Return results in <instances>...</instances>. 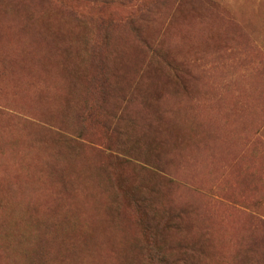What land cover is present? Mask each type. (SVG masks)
Here are the masks:
<instances>
[{
    "label": "rangeland",
    "instance_id": "obj_1",
    "mask_svg": "<svg viewBox=\"0 0 264 264\" xmlns=\"http://www.w3.org/2000/svg\"><path fill=\"white\" fill-rule=\"evenodd\" d=\"M260 33L264 0H0V264H264Z\"/></svg>",
    "mask_w": 264,
    "mask_h": 264
},
{
    "label": "crops",
    "instance_id": "obj_2",
    "mask_svg": "<svg viewBox=\"0 0 264 264\" xmlns=\"http://www.w3.org/2000/svg\"><path fill=\"white\" fill-rule=\"evenodd\" d=\"M253 39L257 45L253 50V55L256 57L254 58L252 66H249L248 69L254 72V85L261 89L260 97L264 102V34L260 33ZM258 133L261 139L264 141V120L258 128Z\"/></svg>",
    "mask_w": 264,
    "mask_h": 264
},
{
    "label": "trees",
    "instance_id": "obj_3",
    "mask_svg": "<svg viewBox=\"0 0 264 264\" xmlns=\"http://www.w3.org/2000/svg\"><path fill=\"white\" fill-rule=\"evenodd\" d=\"M163 259H165V263H167V264H174L173 261H169V260H167V258L164 255L163 256L161 255V261H163Z\"/></svg>",
    "mask_w": 264,
    "mask_h": 264
},
{
    "label": "bare ground",
    "instance_id": "obj_4",
    "mask_svg": "<svg viewBox=\"0 0 264 264\" xmlns=\"http://www.w3.org/2000/svg\"><path fill=\"white\" fill-rule=\"evenodd\" d=\"M148 117V116H147ZM140 123V122H139ZM142 123V122H141ZM140 128V127H139ZM142 128V127H141Z\"/></svg>",
    "mask_w": 264,
    "mask_h": 264
}]
</instances>
